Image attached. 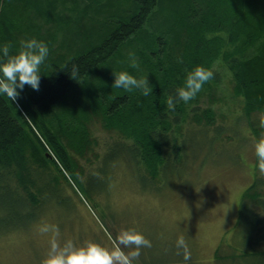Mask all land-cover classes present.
I'll return each instance as SVG.
<instances>
[{
	"label": "rangeland",
	"instance_id": "374dc122",
	"mask_svg": "<svg viewBox=\"0 0 264 264\" xmlns=\"http://www.w3.org/2000/svg\"><path fill=\"white\" fill-rule=\"evenodd\" d=\"M100 2L102 5L95 0H12L7 9L8 25L4 30L0 26V42L17 52L22 39L35 36L46 41L50 51L40 66L43 76L55 58H69L75 53L62 42L66 27L72 26L87 37L86 47H90L92 42L101 41L106 8L127 5L130 0ZM161 2L163 16L175 17L171 0ZM216 16L220 21L221 16ZM143 28L148 31L145 35L139 32L124 40L110 61L89 71L81 84L55 105L52 114L46 119L42 116L53 143L60 141L69 170L81 183L89 178L85 187H75L76 195L69 189L67 205L50 204L37 220L22 223L13 231H1L0 264H41L52 238V233L39 231L45 223L58 226L56 238L61 244L70 239L78 245L95 241L105 247L112 246L110 237L120 229L135 228L151 240V247H141L133 264H264L258 252L249 253L255 246L248 240V225L237 224L242 193L258 176L263 179L258 192L264 195V169L255 153V143L264 139V127L248 122L264 121V112L246 116L242 96L235 91L231 56L226 49L234 56L241 55L244 50L248 52V44L236 46L229 41L227 21L223 29L203 33L216 55L210 69L218 79L203 85L196 103L200 105L199 117H203V108L209 107L212 123L188 126L182 121L171 131L179 134V160L169 158L151 176L138 169L128 148H106L126 137L122 129L110 123L129 116L127 109L121 111L124 117L108 115L107 102L115 95L130 96L132 101L142 95L135 89L117 88L112 84L113 73L126 69L137 76L146 74L151 81L155 79L151 67L158 57L165 68L186 62V30L179 35L176 31L177 40L172 43V36L158 38L159 28L154 33L147 24ZM129 51L135 52L139 68L130 67ZM31 88L26 84L18 91L25 98ZM185 103L186 113L192 114L193 102ZM46 148L53 157L49 145ZM59 166L67 170L60 162ZM54 181L65 184L60 176ZM180 238L186 247L178 245ZM260 245L264 249V240Z\"/></svg>",
	"mask_w": 264,
	"mask_h": 264
},
{
	"label": "trees",
	"instance_id": "16d2710c",
	"mask_svg": "<svg viewBox=\"0 0 264 264\" xmlns=\"http://www.w3.org/2000/svg\"><path fill=\"white\" fill-rule=\"evenodd\" d=\"M95 1L102 5L101 0ZM11 3L12 0H0L2 30L8 25L7 9ZM170 3L176 8L175 17L163 16L161 0H130L127 5L107 7L104 33L99 35L101 41L92 42L90 47H86L87 37L77 33L72 26L66 27L62 42L75 53L69 58H55L50 69L41 76L39 88H31L25 98L19 94L11 100L6 94H0V232L6 229L13 231L22 223L27 225L37 220L50 204L67 205L70 203V190L76 195L75 187H85L89 177L84 183L78 181L76 173L69 170L71 167L65 162L60 141L53 143L48 125L42 122L71 88L81 84L89 71L110 61L124 40L139 32L145 35L148 31L143 28L144 24L153 33L160 30L156 32L158 38L172 36V43L176 42V36L183 29L186 30V62L165 68L158 57L153 67L155 71L151 67L155 76L154 79L151 75L149 81L152 93L138 95L133 101L130 96L115 95L107 102L108 115L116 113L124 117L121 111L126 109L129 114L126 120L122 118L117 123H110L122 129L126 137L113 141L107 149L128 148L138 169L143 168L153 176L164 161L169 158L175 162L179 160V134H171V131L180 126V122H186L188 126L195 123L211 125L209 107L203 108V117L198 116L200 105L196 103L197 95L187 102H193L192 114L186 113L185 101L178 100L170 108L167 100L169 94H174L183 85L186 72L192 67L203 65L210 68L216 55L203 33L215 28L223 29L224 21H227L231 43H236V46L248 44V52L244 50L241 55L234 56L226 49V54L231 56L229 61L236 80L235 91L242 96L245 115L249 117L255 111L264 112V0H171ZM216 14L221 16L220 21ZM192 47L194 49L189 55ZM73 65L79 70L76 78L70 75ZM217 79L218 75L214 73L208 81ZM248 122L264 127L261 120ZM47 145L53 151V157L46 151ZM59 162L68 171L62 170ZM58 176L63 179L64 186L55 183ZM262 180L258 176L242 193L237 224L248 225V240L255 248L258 247L249 253L258 252L264 257V249L260 245L264 240V195L258 192Z\"/></svg>",
	"mask_w": 264,
	"mask_h": 264
},
{
	"label": "clouds",
	"instance_id": "9594fccd",
	"mask_svg": "<svg viewBox=\"0 0 264 264\" xmlns=\"http://www.w3.org/2000/svg\"><path fill=\"white\" fill-rule=\"evenodd\" d=\"M49 51L48 43L35 36L22 39L17 52H11L8 43L0 42V94H6L14 100L20 94L18 90L23 89L26 84L38 89L42 73L40 66L45 62ZM128 57L130 67L139 68L135 52L129 51ZM78 72V68L73 65L70 75L76 78ZM213 75V71L203 65L192 67L186 72L183 85L174 94H169L168 106L174 107L178 100H191ZM113 76L112 84L117 88L135 89L145 96L152 93V85L146 74L137 76L124 69L113 73ZM255 153L259 166L264 169V139L255 143ZM39 231L52 233L50 248L41 264H133V258L140 255L141 247H151V240L135 228L120 229L115 237H110L113 241L111 247L95 241L78 245L70 239L61 244L56 238L59 228L55 224H42ZM177 243L185 246L183 238L178 239Z\"/></svg>",
	"mask_w": 264,
	"mask_h": 264
}]
</instances>
